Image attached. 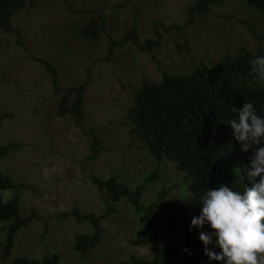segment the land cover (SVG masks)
I'll return each mask as SVG.
<instances>
[{"label":"rangeland","instance_id":"rangeland-1","mask_svg":"<svg viewBox=\"0 0 264 264\" xmlns=\"http://www.w3.org/2000/svg\"><path fill=\"white\" fill-rule=\"evenodd\" d=\"M192 1L34 0L13 19L19 36H0V144H19V150L0 158V165L25 184L20 214L31 217L17 233L9 260L54 251L60 264H119L131 255L149 257L148 247L128 243L135 226L122 204L101 223L100 242L79 256L72 241L88 227L77 223L70 211L100 210L90 175L120 171L125 181H131L134 174L146 170L147 159L137 143L130 144L129 127L122 121L133 86L143 77L158 78L160 69L184 70L194 61H216L241 45L252 49L258 39L249 28L264 33L260 16L238 1L212 7L205 17L187 23L186 7ZM94 10L106 18L96 41L75 33V25L91 17L99 20ZM132 27L143 46L147 38L158 44L140 51L127 42L110 50V38L119 40ZM32 56L56 68L55 85ZM87 76L80 128L60 109V102L65 88L83 83ZM91 126L100 130L104 149L88 163L83 158L88 152L83 130ZM179 178L169 167L148 192L174 187ZM180 191L174 188L161 204L171 211L157 225L164 237L176 239L184 217Z\"/></svg>","mask_w":264,"mask_h":264},{"label":"trees","instance_id":"trees-1","mask_svg":"<svg viewBox=\"0 0 264 264\" xmlns=\"http://www.w3.org/2000/svg\"><path fill=\"white\" fill-rule=\"evenodd\" d=\"M33 1L0 0V36H19L13 19ZM230 1L242 2L260 16L264 25V0H193L186 7L187 23L205 17L212 7ZM94 12L99 20L91 17L86 23L75 25V33L96 41L106 18L97 10ZM249 29L258 39L252 49L241 45L236 50L222 53L216 61L212 58L194 61L192 67L184 70L160 69L158 78L143 77L132 87L122 121L129 127L130 144H138L137 149L147 159V167L144 172L134 174L131 181H125L120 171L113 170L102 176H89L100 210L97 213L80 212L76 208L70 211L77 223L88 227L78 232L72 241V249L79 256L83 257L100 242L104 234L101 223L114 215L117 206L122 204L128 208L135 226L128 243L148 247L150 255L148 258L131 255L119 264H222L208 259L204 254L205 245L199 240V233L210 232V227L190 228V223L193 216L200 214L201 197L207 188L225 184L243 192L253 182L247 175L250 153L240 150L230 128V121L238 118L232 108L240 109L243 103L251 102L257 114L264 118V82L252 73L250 66L251 60L264 56V33L256 34L254 29ZM110 40V50L123 47L127 42L134 43L140 51L158 44V40L147 38L143 46L134 27L119 40ZM32 58L42 65L55 85L56 68L46 59ZM87 78L77 86L65 88L60 102V109L80 128V121L84 119L83 95ZM83 132L88 138V152L83 158L89 163L100 157L104 145L100 130L91 126ZM17 150L19 144L16 141L0 144V158ZM169 167L180 175L178 182L174 187H161L149 193L151 186ZM24 187V183L6 173L0 165V264H60V256L55 251L43 253L38 258L20 255L9 260L17 233L31 220L29 215L20 214ZM178 187L181 188L178 201L184 217L174 239L164 237L157 225L171 212L169 208H161L163 200ZM214 242L213 239L208 248L219 252L218 247H213Z\"/></svg>","mask_w":264,"mask_h":264},{"label":"clouds","instance_id":"clouds-1","mask_svg":"<svg viewBox=\"0 0 264 264\" xmlns=\"http://www.w3.org/2000/svg\"><path fill=\"white\" fill-rule=\"evenodd\" d=\"M250 66L252 73L264 82V56L251 60ZM232 111L238 118L230 121V128L240 150L250 153L247 175L253 182L243 192L225 184L207 188L201 197L200 214L192 217L190 228L210 227V232L199 233L209 260L222 264H264V118L251 102ZM213 239V247H218L219 252L208 248Z\"/></svg>","mask_w":264,"mask_h":264}]
</instances>
